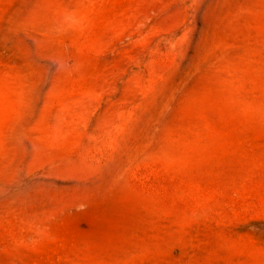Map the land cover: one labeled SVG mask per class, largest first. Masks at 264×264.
Here are the masks:
<instances>
[{"label": "rangeland", "instance_id": "obj_1", "mask_svg": "<svg viewBox=\"0 0 264 264\" xmlns=\"http://www.w3.org/2000/svg\"><path fill=\"white\" fill-rule=\"evenodd\" d=\"M0 264H264V0H0Z\"/></svg>", "mask_w": 264, "mask_h": 264}]
</instances>
